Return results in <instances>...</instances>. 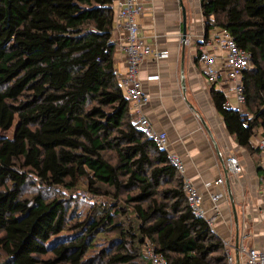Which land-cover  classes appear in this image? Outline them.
<instances>
[{
    "label": "trees",
    "instance_id": "obj_1",
    "mask_svg": "<svg viewBox=\"0 0 264 264\" xmlns=\"http://www.w3.org/2000/svg\"><path fill=\"white\" fill-rule=\"evenodd\" d=\"M112 1L0 0V127L17 116L13 137H0V264H151L147 242L167 264H228L129 109ZM199 2L206 32L226 30L251 54L239 109L210 92L228 134L260 155L264 0ZM81 186L102 200L86 207L73 195Z\"/></svg>",
    "mask_w": 264,
    "mask_h": 264
},
{
    "label": "crops",
    "instance_id": "obj_2",
    "mask_svg": "<svg viewBox=\"0 0 264 264\" xmlns=\"http://www.w3.org/2000/svg\"><path fill=\"white\" fill-rule=\"evenodd\" d=\"M119 1L113 0L114 14ZM142 12L135 16L138 36L161 56H149L139 66L138 78L149 102L143 111L153 128L167 136L165 151L178 156L184 165V176L203 196L206 216L212 215L210 194L218 193L219 217L213 222V232L229 245L233 264L242 263L239 250L264 251V183L258 167L264 168L258 153L251 154L228 134L223 120L211 100V89L221 90L232 108H237L235 96L228 91L223 70L225 52L217 46L206 47L216 54L219 71L215 83L206 79L205 69L198 61V52L220 33L214 28L206 32L199 0H141ZM183 11L186 38L182 37ZM125 30L113 22L111 40L116 46L115 70L125 73L120 46ZM156 76L155 78H151ZM257 135L254 140L257 141ZM237 158L240 173L229 171L226 158ZM218 178L221 184H214ZM238 242V247H236Z\"/></svg>",
    "mask_w": 264,
    "mask_h": 264
},
{
    "label": "built area",
    "instance_id": "obj_3",
    "mask_svg": "<svg viewBox=\"0 0 264 264\" xmlns=\"http://www.w3.org/2000/svg\"><path fill=\"white\" fill-rule=\"evenodd\" d=\"M148 1V0H146ZM119 9L114 14V20L118 22L125 30V39L120 46L125 63V73L119 77V83L123 93L129 100V109L134 116L138 129L149 138L153 139L156 144L165 150L167 136L164 132L155 130L143 111V107L149 102V96L143 91L142 84L138 78L139 66L149 56L159 57L161 53L154 50L153 47L138 36V24L135 16L142 12L141 0H120ZM206 46L201 47L198 52V61L205 69L206 79L209 83H215L219 76L216 67L217 56L215 53L207 49L208 45L213 48L219 47L225 52L223 59V70L228 84V91L232 93L239 109L245 101V97L241 89V77L244 70L250 67L251 54L246 49L237 46L235 40L226 31L222 30L214 36L210 41H206ZM152 76L151 78H155ZM225 106L232 107L229 101L225 100ZM258 148L260 150V162L264 166V136L258 140ZM168 159L183 177V187L187 194L188 204L194 213L207 221L212 228L213 222L219 217L220 211L217 201L220 198L218 193H212L209 196L211 202L210 217L206 216V210L203 207V196L200 191L184 176V165L182 160L173 154H168ZM228 169L232 173H240L242 171L241 164L237 158L229 156L226 158ZM260 181L264 183V174L260 176ZM222 179L218 178L214 184H221ZM86 200V195H83ZM226 250L227 263L233 264V256L230 254L229 245L223 242ZM239 250L244 255L241 264H264V251L254 248H247L243 245ZM143 253L151 264H167L165 257L156 252L154 246L147 242L143 246Z\"/></svg>",
    "mask_w": 264,
    "mask_h": 264
},
{
    "label": "rangeland",
    "instance_id": "obj_4",
    "mask_svg": "<svg viewBox=\"0 0 264 264\" xmlns=\"http://www.w3.org/2000/svg\"><path fill=\"white\" fill-rule=\"evenodd\" d=\"M17 124V116L14 117L13 122L9 128L3 129L0 127V137H7L12 138L14 135L15 127ZM67 193V191H65ZM86 195V200H84L83 195ZM73 195L76 197L78 201H80L82 204H84L86 207H89L93 205L96 201L102 200L99 197H96L95 195L88 192L84 186L79 187L78 189L73 192Z\"/></svg>",
    "mask_w": 264,
    "mask_h": 264
},
{
    "label": "water",
    "instance_id": "obj_5",
    "mask_svg": "<svg viewBox=\"0 0 264 264\" xmlns=\"http://www.w3.org/2000/svg\"><path fill=\"white\" fill-rule=\"evenodd\" d=\"M183 19H182V37L183 39L186 38L187 32H186V20H185V14L183 11ZM236 247H238V242H236ZM236 264H239V261L237 260Z\"/></svg>",
    "mask_w": 264,
    "mask_h": 264
}]
</instances>
